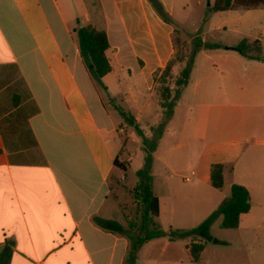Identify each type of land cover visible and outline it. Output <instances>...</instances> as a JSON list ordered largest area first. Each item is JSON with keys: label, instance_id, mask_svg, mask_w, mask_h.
<instances>
[{"label": "crops", "instance_id": "0c3cea01", "mask_svg": "<svg viewBox=\"0 0 264 264\" xmlns=\"http://www.w3.org/2000/svg\"><path fill=\"white\" fill-rule=\"evenodd\" d=\"M160 1L173 17L176 0ZM85 26L109 40L106 91L80 53ZM175 29L148 0H0V251L11 244L10 264H125L130 241L95 218L125 228L136 220L137 205H125L116 185L132 194L146 153L111 101L154 136L164 119L155 75L176 53ZM245 39L259 41L264 57V38ZM235 46L196 55L154 153V189L164 231L198 226L235 184L249 191L250 211L236 229L215 220L225 238L208 243L199 263L190 239L160 237L141 248L138 264H264V60ZM214 164L224 165L221 189L211 184Z\"/></svg>", "mask_w": 264, "mask_h": 264}, {"label": "trees", "instance_id": "16d2710c", "mask_svg": "<svg viewBox=\"0 0 264 264\" xmlns=\"http://www.w3.org/2000/svg\"><path fill=\"white\" fill-rule=\"evenodd\" d=\"M156 13L166 23L172 24V16L166 10L160 0H148ZM264 8V0H216L212 9L215 11H228L235 8L246 10ZM176 33V29H175ZM80 53L84 64L94 80V82L104 91L107 87L102 79L112 71V66L107 57V50L110 48L107 34L103 30H98L92 26L80 27L77 30ZM174 46L176 53L169 61L166 68L155 75L159 84L160 106L163 109L164 119L155 128H152L154 136L146 137L143 130L136 122L135 117L126 112L123 108L114 104L124 122L134 127L140 137L143 149L146 153L145 164L142 169L137 171L138 181L132 191L134 203L139 211L134 222L125 228L121 223L115 220H105L95 218L98 226L104 230L118 233L125 236L130 241V250L126 257L125 264H138V253L148 242L160 238L168 237L170 241H179L190 239L188 249L192 261L199 263L202 252L208 243L213 242L212 225L218 217H222L221 227L223 229H236L240 223L242 214L250 211L249 191L240 185H233L230 197L226 198L206 220L198 226L191 229L170 228L164 231L160 222V200L154 189L153 160L154 153L158 146V141L164 133L167 122L174 113V108L179 101L183 90L188 86L190 76L194 67L195 57L202 49L213 50L223 48L222 43L204 42L202 38L197 37L192 52L189 56L183 53L179 40L174 36ZM234 50L238 51L243 57L249 59L264 60L262 56V47L259 41L250 42L245 39L236 45ZM183 64L178 76H174L173 70L177 64ZM92 66V68H90ZM22 96L16 94V103H21ZM38 111V109H36ZM115 166L126 171L125 162L119 163L118 158L114 161ZM211 184L214 188L221 189L224 186V165L214 164L211 169ZM12 257V247L6 243L0 251V264H10Z\"/></svg>", "mask_w": 264, "mask_h": 264}, {"label": "rangeland", "instance_id": "374dc122", "mask_svg": "<svg viewBox=\"0 0 264 264\" xmlns=\"http://www.w3.org/2000/svg\"><path fill=\"white\" fill-rule=\"evenodd\" d=\"M214 4L215 0H176L172 22L176 27L175 37L179 40L184 54L190 55L194 48L195 39L197 37L202 38L201 35L208 42L222 43L225 47L238 45L246 37L264 38V8L215 11L212 9ZM182 37L184 38L182 39ZM103 97L107 99L105 92ZM122 139L127 141L126 135H123ZM129 148L136 151L137 144L129 141ZM126 157L127 153L120 155L121 160H125ZM128 180L129 178L122 182H128ZM118 188L125 190L123 202L131 208L134 200L131 190L128 187L126 189L122 185L120 187L116 185V189ZM223 232L221 228L214 227L212 230L215 236L214 240L225 238ZM176 253L182 256L184 252L176 250Z\"/></svg>", "mask_w": 264, "mask_h": 264}, {"label": "water", "instance_id": "95a60500", "mask_svg": "<svg viewBox=\"0 0 264 264\" xmlns=\"http://www.w3.org/2000/svg\"><path fill=\"white\" fill-rule=\"evenodd\" d=\"M90 68H92V66H90ZM214 242H216V240H214Z\"/></svg>", "mask_w": 264, "mask_h": 264}]
</instances>
